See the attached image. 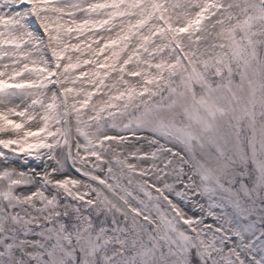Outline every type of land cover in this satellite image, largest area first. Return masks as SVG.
<instances>
[{
    "label": "snow or ice",
    "instance_id": "snow-or-ice-1",
    "mask_svg": "<svg viewBox=\"0 0 264 264\" xmlns=\"http://www.w3.org/2000/svg\"><path fill=\"white\" fill-rule=\"evenodd\" d=\"M0 264H264V0H0Z\"/></svg>",
    "mask_w": 264,
    "mask_h": 264
}]
</instances>
